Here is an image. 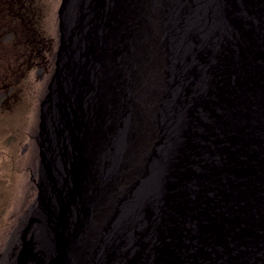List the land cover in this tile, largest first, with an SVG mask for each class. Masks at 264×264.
<instances>
[{
  "label": "water",
  "instance_id": "1",
  "mask_svg": "<svg viewBox=\"0 0 264 264\" xmlns=\"http://www.w3.org/2000/svg\"><path fill=\"white\" fill-rule=\"evenodd\" d=\"M177 2L62 0L58 13L56 68L41 102L39 135L43 142L47 140L48 119L60 115L59 124L64 137L61 135L53 147L48 144L47 148L40 143L39 150L42 168L47 173L48 182L53 184L60 211L65 212L64 190L65 193L77 190L82 202L72 225L66 226L64 217L59 225H53L58 248L53 253L52 264H70L74 250H80L97 221L127 210L125 205L134 197L127 198L133 192L126 193L137 184H141L137 193L145 188V184L152 188L146 186L147 193L152 190L154 193V184H161L169 200L165 207L168 212L164 213L166 220L163 224L154 222L149 218L150 209L148 211L146 205L141 207L140 214L135 213L138 215L135 225L129 228L131 239L136 242L134 247L127 248L126 239L118 238L112 243L109 256L103 260L99 258V264H205L201 251L191 252L190 247L177 241L179 233L176 228L180 219L176 213H169L172 210L169 205L180 201L181 187L190 184L188 179L197 181L193 179L194 175L190 178L184 172L187 164L208 166L212 184L223 186L229 197L228 204H237L240 210L248 205L247 201L251 203L252 198L264 195V28L258 26L264 11L256 7L257 0L252 5L247 1L240 3V0H180L178 5ZM238 4L243 7L241 15L234 13ZM175 7L179 9L175 10ZM68 11L72 12L66 15ZM72 14L76 17L71 18ZM168 16L169 22L179 27L173 41L167 38L168 26L163 25ZM214 26L217 28L213 31ZM240 27L242 30L238 32ZM235 42L239 47H234ZM213 43L221 45L225 54L224 51L216 52L212 57L208 49ZM236 49L244 58L237 73L231 69V60L226 56V51ZM232 89L243 90L241 99L235 98ZM158 90L168 99L165 101L169 106L167 115L159 113V107L164 110V104L157 99L160 96ZM122 93L127 97L124 98ZM186 97H193L191 104H183ZM219 109L228 115H221L220 111L219 116L215 115ZM124 112L128 113L129 130L125 161L110 174L111 178L100 179L94 184L102 185L94 186L92 180L99 177V172L89 177L94 163L92 157L95 156L93 160L96 162L98 146L111 140L116 132L115 123L121 122ZM181 112L188 114V121L181 120ZM172 113L179 122L175 138H172L169 126ZM209 115L221 124H210ZM196 117L201 125H195ZM54 128L58 130V126ZM198 130L201 131L199 137ZM205 132L211 133V140L204 138ZM245 133L249 137L242 138L246 137ZM65 137L69 140L66 149ZM185 138L190 140L184 143L185 154L195 155L199 150L201 161L190 162L191 156L188 155V162L178 168L174 183L169 180L175 175L166 159L170 162V148L178 143L181 146ZM214 138H217L215 143ZM171 139L172 146L164 145ZM222 139L226 141L227 150L218 155ZM161 145L164 153L154 154L156 147ZM54 146H58L59 151L56 152ZM242 153L246 161L244 170L232 163ZM58 164L66 166V174L60 172ZM228 175L238 178L239 183L224 184ZM39 184H43L42 179ZM83 184H87L85 191ZM175 184L180 185L176 188ZM197 192L201 197L202 190ZM233 195L243 198L235 202L230 200ZM39 197L45 206L42 193ZM263 202H259V211L250 217L252 223L247 228L251 234L264 228ZM49 207L46 205L43 209L48 216L51 215ZM247 216L245 219L249 218V213ZM60 225L63 228L61 233L57 230ZM217 225L219 218L213 216L206 231H213ZM152 236L150 253L145 246L146 240ZM201 242L203 249H207L208 244H203V239ZM252 244L245 242L244 252L247 253L243 254L256 256L260 253ZM136 247L138 249L134 250ZM223 251L224 255L229 254L226 249ZM94 255L92 249L90 259L93 260ZM243 259L230 264L252 262ZM95 263L98 264L97 258Z\"/></svg>",
  "mask_w": 264,
  "mask_h": 264
},
{
  "label": "bare ground",
  "instance_id": "2",
  "mask_svg": "<svg viewBox=\"0 0 264 264\" xmlns=\"http://www.w3.org/2000/svg\"><path fill=\"white\" fill-rule=\"evenodd\" d=\"M245 1L251 4L253 1H256V0H244V1L240 0V3L243 2L244 4ZM257 1L258 3H256V7L259 10H261V12H263L264 11V0H257ZM178 4H180V0H178L177 5ZM238 6L239 8L237 7L234 13L241 15L243 7H241V4H238ZM177 7H180V6H177ZM176 9L178 10L179 8L175 7V10ZM239 10H240V13H239ZM169 18L170 16H168L163 21V25L168 26L170 33L167 38L169 39V41H173L176 38V34H177L176 32L177 30H179V27L175 25L176 23H173L172 25V23L169 22L170 21ZM190 18H192V15L189 17V19ZM258 22L260 23L258 24V26H260L261 28H264V17H261L260 21ZM216 26L213 27V31L216 30L217 28ZM188 28L184 29V31H187V29L190 30V26ZM241 30H242V27L238 29V32H240ZM220 46L221 45H219L218 43H213L209 47L208 51L211 50L212 57H214L216 52L220 54L225 50L222 47L220 48ZM234 47H239L236 42L234 43ZM163 50L164 49H162V51ZM223 53L225 54V51ZM226 54H227L226 56L231 60V65H230L231 69L235 71L236 73L240 72L242 68V62L244 59L241 51L238 53V50L236 49L235 51H232V52L226 51ZM232 90L234 91H231V92L236 93L235 98L241 99L243 90L242 89H232ZM122 95L124 96V98L127 97L126 93H122ZM158 95H160L159 90H158ZM157 99L160 103L162 102L164 104L163 107L165 110L164 111L162 107L160 106L159 107L160 110L158 109L159 113L162 115H167V111H169V106L165 104V101H167L168 99L165 98L164 93L161 94ZM192 101H193V97H186L183 100V104H191ZM219 108H222V107H219ZM219 111L221 115H228L225 111L222 112L220 109L216 111L215 115L219 116L218 115ZM210 115H209V121H208L210 124H221L219 121L211 118L212 116L210 117ZM58 116L59 117H56L55 119H52V117L51 119H48L47 123L49 125V128L47 130V134H48L47 140L44 139V142H43V140L40 138V135L38 134L36 138L38 147L40 143L41 144L44 143L43 145L46 147L48 146V144H50L51 147H53V145L58 140V138L61 137V135H62V138L64 137V134H62L63 131L61 130V124H59L60 115ZM127 117H128V113L124 112L123 117L121 118V122L115 123L116 132L113 134V137L111 138V140L107 144H102L98 146L99 153H98L96 162H95V159L93 160L95 156L92 157V161H94V163H93L92 172H90L89 177L91 178L96 174V172H99L98 173L99 177L95 178V181L94 179L92 180L91 184H93L94 186H98V184H94V183H98L100 179L104 180V178H106L112 173V171L110 170L111 168H113L111 163H113L114 167L116 168L120 164L119 160L122 159L123 157L125 158V152H126L125 146H126V141H127V135L129 133ZM180 118L183 121H188V114L181 112ZM159 119L160 117H158L157 121H159ZM170 120H171V124L169 126L171 127V130H172L171 136H173L172 138H175L174 134H175V130L179 126V122L177 118L174 117L173 113H172V118ZM194 122L196 126L201 125L200 124L201 121L199 120L198 117H196V120ZM56 126H58V130L54 128ZM219 126L220 125H218V127ZM219 129L221 130L222 126ZM199 131L200 130H198V132ZM200 133L201 131L198 133V137ZM204 135H205L204 138L206 140L208 139L211 140V133L206 134L205 132ZM245 135L246 137H242V138L249 137L248 133H245ZM224 139L227 140L228 137H225L224 135ZM224 139H222L221 149L218 155H221L222 152L227 150L226 141ZM216 140L217 138H214V143L216 142ZM220 140L221 138H219V141ZM188 141L190 140L185 138L182 141L181 146H180V143H178V145H175V147H171L170 148L171 149L170 150V156H171L170 162L166 159V162L168 164L169 163L171 164L172 172H174L173 174L175 175L174 178L170 177L169 180L172 179L174 183H176L177 181V176H178L177 170L180 166H182V164L184 165V162H188V160H186L188 158V155L191 156L190 162L192 161L197 162L198 160L201 161L198 158L201 155V151L199 150H196L195 155L185 154V152H187V149L185 150L184 143ZM63 142H64V149H66L67 146L69 145L68 138L65 137V140H63ZM167 143H168V146H172L173 145L172 139L166 140L164 145H167ZM55 150L56 152L59 151L58 146L55 147ZM153 153L158 154V155L164 153L163 146L162 145L157 146L156 149L153 151ZM108 154L111 157L110 162L108 159ZM242 154L243 155L240 154V156L237 157L235 161L239 160L240 162L242 161L243 163H240V162L235 163L234 160L232 161V163L235 166L237 165L239 169L244 170V166H246L245 164L246 161L244 158L245 157L244 153ZM39 156H40V150H39ZM57 161L61 162L60 160H57ZM124 161L125 160L123 159L122 163ZM67 164L68 162H66L65 165ZM65 165L58 164V166H60L59 170L63 174L67 173L66 172L67 168ZM186 166H187V169L184 172L187 173V175H189L190 178L191 177L193 178V175H194L195 178L193 179H196L197 181H192L188 179V181H190V184L189 185L187 184L188 187L186 186L185 188L181 184L182 187H181L179 203L177 202L174 205L173 203L169 205L172 209L170 210L169 213L171 215L176 213L178 218L180 219V222L177 224V228L175 227L179 233L178 236H176L177 241H180L182 245H187L188 247H190L191 252L195 253L198 250L201 251L202 256L205 260V264H230L232 263V261H236V262L244 261L243 258L247 260L249 259L250 261L253 262L249 264H264V228H260V230L256 232H252L253 234L248 232V228H247V226L249 227V225L252 223V220L250 217H252L255 213H257V210H258L257 205L259 204V202L264 200V195L262 194V197L258 195L256 199L252 198L251 203L247 201L248 205L243 210H240L237 204L233 205L231 204V202H229L228 204L229 197H228V194L225 193V188L223 186H221L220 184H216V183L212 184V180L210 181V179H212L211 173L209 171L208 166H205L203 163H200V166L201 167L203 166L202 168L199 167V164L196 166L192 164L191 166H189V164H187ZM42 170L44 169L42 168V164L40 161L39 162V173H41ZM40 179H42L43 184L42 186L40 184L39 190H40V193H42V197L44 198V201H45L44 205L46 204L51 207V215L48 216L46 213H44L45 215L44 217L46 219L45 222L48 223V232L49 234H51L50 239L53 244V251L55 252L56 248L58 247L56 245L57 244V241H56L57 233H55L54 231L55 230V226H53L54 223L59 225L62 217H64L63 222H65L66 226L69 224L72 225L73 218L79 213L78 207L80 203L82 202V200L80 199L79 194H77V190L74 191L72 189V191L70 190L67 193H65V190H64L62 192H63V195L65 196L64 199H66L64 200V204H63V206L65 207V212L64 210L60 211V207L58 206L59 205L58 201L54 196L53 184H50L48 182L47 175L46 177L43 176V178L40 177ZM55 179H57L56 176H55ZM238 183H239V179L238 178L236 179L235 177L231 175H228L224 178V184H238ZM58 185L61 186L62 184H58ZM65 185L67 186L68 184H65ZM69 185L71 186L72 184H69ZM140 185L141 184H137L131 191L126 193L127 195L133 192V195L127 198H133V197L134 198L125 205V209H127L125 212L124 211L116 212L114 217L112 216H109L108 218L105 217L103 220L96 222L95 226L93 227V229L90 231V233L86 237L85 242L81 245L80 250H78V248L74 250L75 255H73V258H71L70 264H72L71 262H73V264H89V263L96 264L95 263L96 258L99 264V258L100 260L106 259V257L109 256V254L112 252V243L121 237H122L121 239L122 241L126 239L127 248L134 247L136 242L131 239V236H130L131 233L129 232V228H132L136 223L135 218L137 219L138 215H136L135 213L140 214L141 212L140 208L141 207L144 208L145 205L148 207V211L149 209L151 213L152 211H154L153 215L150 212H148V214L150 215L149 218L151 220L159 224L164 223V221L166 220L164 213L165 211L168 212V208H165V207H167L168 201H169L167 199V194L164 193L165 190L162 191L161 184H154V188H153L154 193L152 192L153 190L147 193V191L151 187L150 185L147 186V184H145V188L140 189V191L137 193L138 191L137 189H139ZM179 185L180 184H175L176 188ZM146 186L149 187V189H147ZM86 187H87V184H83L84 191L86 190ZM198 190H202L201 197L199 193L197 192ZM171 196H173L172 193H171ZM233 196L234 197H232L230 200H233L235 202L243 198V196H241V198L239 196H235V195ZM248 213H249V218L245 219ZM102 214L100 215V217L102 216ZM213 216H216L219 218V225L214 227L213 231L212 230L206 231L210 228L209 221ZM37 217L38 218L36 220L33 219L35 222L34 224H35V229L37 232L36 234H32L31 237L29 236L30 241L28 242L29 245L31 244L33 245L31 248L32 250H30L29 253L26 252L25 258L22 257L26 259V261L28 260V263L25 262L26 264H47V254L45 251V244H46V241H45L46 235L44 231L45 225L41 223L39 224L38 222V220L40 219L44 221V217H40L39 215H37ZM57 230L60 233L63 232V228L61 227V225L59 226V229ZM156 232L157 231H155V235H156ZM152 238L154 237L152 236L151 238L146 240V246H145V250L150 253H152L150 249H152L153 247L152 244L150 243ZM50 239L48 240V242H50ZM202 239L204 242L203 244L205 245L208 244L207 249H203V247L201 246ZM249 241L251 242V244L254 243V245L253 244L252 245L258 250L257 252H260L259 254L256 253V256H252L251 253L243 254V253H247V252H244L245 251L244 246H245V242H249ZM52 244H50V246H52ZM92 249L95 254L93 257V260H92V257L90 259V252ZM137 249L138 247L134 248V250H137ZM224 249H226L229 252L228 255L223 254ZM164 250H167V249H164ZM250 258H253V259L251 260ZM242 264H245V263H242Z\"/></svg>",
  "mask_w": 264,
  "mask_h": 264
},
{
  "label": "rangeland",
  "instance_id": "3",
  "mask_svg": "<svg viewBox=\"0 0 264 264\" xmlns=\"http://www.w3.org/2000/svg\"><path fill=\"white\" fill-rule=\"evenodd\" d=\"M61 3L0 0V264L28 263L24 258L33 246L29 236L37 232L34 220L45 216L39 181L47 173H39L42 159L36 138L41 102L56 68ZM111 164L112 172L120 165ZM45 220L38 222L45 225L47 264H52L53 244Z\"/></svg>",
  "mask_w": 264,
  "mask_h": 264
}]
</instances>
